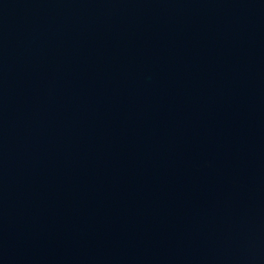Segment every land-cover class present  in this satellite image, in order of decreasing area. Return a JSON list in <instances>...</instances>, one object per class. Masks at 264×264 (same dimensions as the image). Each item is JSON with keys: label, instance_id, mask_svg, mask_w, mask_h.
Instances as JSON below:
<instances>
[{"label": "water", "instance_id": "95a60500", "mask_svg": "<svg viewBox=\"0 0 264 264\" xmlns=\"http://www.w3.org/2000/svg\"><path fill=\"white\" fill-rule=\"evenodd\" d=\"M0 264H264V0H0Z\"/></svg>", "mask_w": 264, "mask_h": 264}]
</instances>
